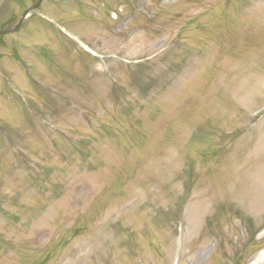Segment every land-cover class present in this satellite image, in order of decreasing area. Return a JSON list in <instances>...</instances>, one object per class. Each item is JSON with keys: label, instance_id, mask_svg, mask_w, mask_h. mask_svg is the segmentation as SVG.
I'll list each match as a JSON object with an SVG mask.
<instances>
[{"label": "rangeland", "instance_id": "1", "mask_svg": "<svg viewBox=\"0 0 264 264\" xmlns=\"http://www.w3.org/2000/svg\"><path fill=\"white\" fill-rule=\"evenodd\" d=\"M258 254L264 0H43L0 38V264Z\"/></svg>", "mask_w": 264, "mask_h": 264}, {"label": "water", "instance_id": "2", "mask_svg": "<svg viewBox=\"0 0 264 264\" xmlns=\"http://www.w3.org/2000/svg\"><path fill=\"white\" fill-rule=\"evenodd\" d=\"M40 2H41V0L38 1V4H39ZM38 4H37V5H38ZM27 13H28V11L25 12L23 18L26 16ZM20 24H21V22H20L16 27H13V28H7V29H5V30H3V31H0V35L7 34V33H10V32H13V31L18 30Z\"/></svg>", "mask_w": 264, "mask_h": 264}, {"label": "bare ground", "instance_id": "3", "mask_svg": "<svg viewBox=\"0 0 264 264\" xmlns=\"http://www.w3.org/2000/svg\"><path fill=\"white\" fill-rule=\"evenodd\" d=\"M263 262H264V256L261 254H258L253 260L252 264H262Z\"/></svg>", "mask_w": 264, "mask_h": 264}]
</instances>
